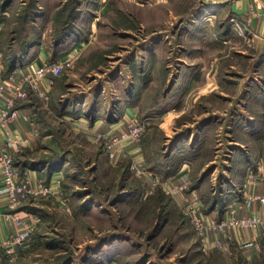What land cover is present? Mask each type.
I'll list each match as a JSON object with an SVG mask.
<instances>
[{"label":"rangeland","instance_id":"1","mask_svg":"<svg viewBox=\"0 0 264 264\" xmlns=\"http://www.w3.org/2000/svg\"><path fill=\"white\" fill-rule=\"evenodd\" d=\"M210 1L0 0L4 72L39 46L49 64L76 53L47 100L16 104L30 106L38 136L15 164L61 175L56 194L30 202L35 231L14 264H264V244L250 259L203 251L182 210L196 194L217 219L242 201L247 173H264V0H223L219 13ZM127 107L136 115L121 131L102 129ZM129 118L141 138L111 160L95 136L125 132ZM185 162L190 185L173 189Z\"/></svg>","mask_w":264,"mask_h":264},{"label":"built area","instance_id":"2","mask_svg":"<svg viewBox=\"0 0 264 264\" xmlns=\"http://www.w3.org/2000/svg\"><path fill=\"white\" fill-rule=\"evenodd\" d=\"M2 25L0 22V31ZM76 56L75 50L69 55L59 60L55 64L42 63L41 66H32L24 73L13 70L5 79L1 77L0 69V103L5 94L6 105L0 107V181L5 189L7 205L10 209L21 207L29 203L33 199H45L52 194H56L57 190L46 182L39 181L32 184L29 179L23 178L20 173L19 166L15 164L14 156L19 153L21 148L27 147L30 144V139L23 138L21 134L9 130V123L19 116V111L16 109V104L22 101L29 100L30 95H34L39 99L47 100V87H51V78L58 76L65 67H68ZM47 84V85H46ZM126 131L116 133L114 135H96L95 139L102 141L103 150L106 152L109 159L114 160L123 157L127 153L129 145H136L143 132V126L136 118H129L126 122ZM131 169L138 171V176L152 177V173L148 171L144 164L132 161ZM262 171L258 169L256 174L247 173L242 184L243 205L250 207L253 203H260L264 206V193L248 190L249 187H256L262 178ZM146 177V176H145ZM154 186L160 184V179L154 180ZM167 187L166 183L162 184ZM190 185L189 181L184 180L173 189L183 190ZM171 189V187H170ZM146 193V192H145ZM192 199H184L182 210L189 217L191 225L201 242V249L208 251L216 247L220 251H226L218 240L214 244L208 242V234L210 232L226 233L231 230H257L261 228L262 236H264V219L257 214L237 217L233 206L227 207L229 213L225 218L218 220L210 216H205L200 213V201L196 194H192ZM66 206L64 201H61ZM14 223L21 227L23 233L11 234L0 239V262L2 257H5L6 263L14 264L17 258V249L24 244L30 242L36 223L35 215L32 219L25 221L16 214L10 215Z\"/></svg>","mask_w":264,"mask_h":264},{"label":"crops","instance_id":"3","mask_svg":"<svg viewBox=\"0 0 264 264\" xmlns=\"http://www.w3.org/2000/svg\"><path fill=\"white\" fill-rule=\"evenodd\" d=\"M210 2H213V3H209L210 5H207V6H212L208 8L211 10V13H215V12L219 13L220 10L223 9L222 7L225 6L227 3L226 1H223V0H220V1L211 0ZM229 5L231 4L229 3ZM258 28H259V31H261L264 34V17L262 18V21L259 23ZM28 50L29 52L25 54V56H22L20 59L18 58L16 69H15L17 70V72L24 73L25 71H27V69H30V67L41 66L42 63H48V60L50 61L51 59L50 52L46 50L45 48H43L42 46H39V48L36 49L37 51H34L32 49H28ZM60 57L61 56H58V59ZM0 69H1V77H2L3 69L1 68V65H0ZM6 97H7V94H5L4 97L2 98L0 107H4L6 105V100H5ZM16 109L19 111V115H18L19 117L16 118L15 120L10 121L9 130L10 131L12 130L13 132L21 134L23 138L28 137L30 139V144L28 146H30L31 144L34 143L35 137L38 136V132L35 131L34 129L35 127L33 126V123L30 120V117L28 116V114H30L31 108L30 106H27L24 104V105H16ZM127 109H129V113H127ZM122 113H123L122 120L118 119L119 121L110 123V125L102 127V129L106 131L107 130L109 131V129H116V130L121 131L120 129L123 128L121 123L123 122L125 116L133 117L136 115L135 107H127L124 109ZM97 124H101V122H98ZM98 126H101V125H98ZM24 148L26 147L21 148L20 152L17 153V155L16 154L15 155L19 156L22 153V150H24ZM31 164L32 163L30 164L28 163V165H26L24 162H20L18 161V159L16 160V165L19 166L21 176L23 178H26L27 180L29 179V181H31L32 184L38 183L39 181L50 184V182L53 181L52 186L55 187L56 190L58 191L59 184L56 185V183H58L57 178L60 177L61 172L58 173L55 171H47L48 165H45L42 167L40 166L36 167ZM190 166H191V163H188V162L183 163L178 171V175L173 176L171 179L174 181L176 179L177 180L184 179V180L190 181L189 180L190 177H188L189 172H190L189 169L191 168ZM22 167L24 169H22ZM53 174H56V175L52 177ZM261 175H262V178H264V173H262ZM0 179H1V172H0ZM250 189L253 191L257 190L260 193H264V179H261V181L257 185V188L249 187L248 190ZM30 202L22 205L21 207L10 209L7 205L5 189L3 187L2 182L0 181V239H4L5 237L11 234L23 233L22 228L17 226L14 223V220L12 219L10 215L16 214L18 217L23 218L25 221L31 220L30 219L31 217L26 218L28 215H33L31 214L32 212H30V209H31V207L29 206ZM228 206L229 205L226 206L225 208L226 211L224 212V214L217 218L218 220L219 219L221 220L225 218V216L228 215L229 213L227 209ZM233 207L237 209L236 214L239 217L247 216V215H251L255 213L257 215L259 214V216L264 219V206L261 205L260 203L255 202L250 207H246L243 205V202L241 201L240 203H236L235 206ZM207 238H208V242H211L212 244H214L215 240H218L219 242H221L223 246L226 247V251H221L224 253L229 251L231 247L232 248L236 247V249L241 254V256L245 257L246 259H250L251 257H254V256H259V254H261L263 250V244H264V237L261 235L259 229L258 230H249V229L231 230L226 233L210 232ZM200 246H201V242H200ZM0 264H8L6 263L5 257H2Z\"/></svg>","mask_w":264,"mask_h":264},{"label":"trees","instance_id":"4","mask_svg":"<svg viewBox=\"0 0 264 264\" xmlns=\"http://www.w3.org/2000/svg\"><path fill=\"white\" fill-rule=\"evenodd\" d=\"M29 44H30V42L26 44V47H25V48L28 49V48L30 47ZM24 46H25V45H24ZM27 49H26V50H27ZM17 56H18V55H14L13 58L10 60V63H9V66H8L9 69H8L6 72H4V71L2 72V77H3V78L8 77L9 74H10L13 70L16 69V65H17V60H16V59H17ZM57 58H58V57H56L55 60H57ZM31 165L36 166V167H38V166L42 167V166L48 165V170H47V171H51V169L49 168V165H50V164H49L48 162H45V161H44V163L31 164Z\"/></svg>","mask_w":264,"mask_h":264}]
</instances>
